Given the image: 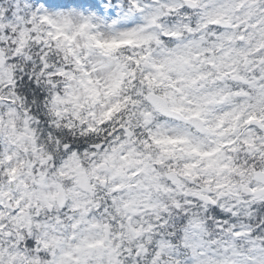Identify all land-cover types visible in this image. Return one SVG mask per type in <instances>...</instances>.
Masks as SVG:
<instances>
[{"label":"clouds","instance_id":"9594fccd","mask_svg":"<svg viewBox=\"0 0 264 264\" xmlns=\"http://www.w3.org/2000/svg\"><path fill=\"white\" fill-rule=\"evenodd\" d=\"M0 264H264V0H0Z\"/></svg>","mask_w":264,"mask_h":264}]
</instances>
